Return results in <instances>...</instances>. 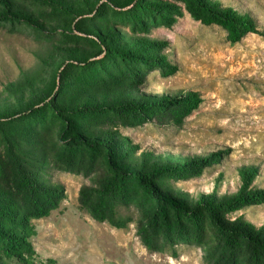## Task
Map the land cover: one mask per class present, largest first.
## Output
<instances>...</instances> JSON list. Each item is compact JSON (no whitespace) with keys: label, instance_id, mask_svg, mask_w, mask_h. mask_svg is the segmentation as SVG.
Instances as JSON below:
<instances>
[{"label":"trees","instance_id":"16d2710c","mask_svg":"<svg viewBox=\"0 0 264 264\" xmlns=\"http://www.w3.org/2000/svg\"><path fill=\"white\" fill-rule=\"evenodd\" d=\"M20 1L29 2L35 15H11L1 0L0 31L42 43L56 40L73 48L89 47L97 50L95 57L103 56L63 65L57 94L47 95L42 105L0 115V264H56L54 259L36 263L30 241L32 222L49 217L65 199L64 187L51 181L52 173L88 179L89 185L79 189V207L96 223L116 230L133 224L149 253L176 256L179 245L196 246L203 264H264V236L227 219L242 208L264 204V190H251L257 168L239 171L240 187L231 199L205 197L187 204L168 197L158 181L199 177L219 162L222 153L175 170L122 166L138 148L127 138L116 140L111 131L152 120L181 127L202 103L197 93L158 101H104L117 91L140 90L149 72L157 71L162 78L175 74L176 67L163 54L167 44H145L143 39L125 43L98 32L95 40L87 30L88 25L104 23L145 38L153 29L172 28L183 10L202 26L219 28L235 45L248 34L264 38L255 21L206 0H126L120 4L128 7L123 11L109 0L88 3L76 14L51 0ZM41 22L60 24L62 29L44 31ZM89 130H106L107 135L94 138Z\"/></svg>","mask_w":264,"mask_h":264},{"label":"rangeland","instance_id":"374dc122","mask_svg":"<svg viewBox=\"0 0 264 264\" xmlns=\"http://www.w3.org/2000/svg\"><path fill=\"white\" fill-rule=\"evenodd\" d=\"M2 1L11 15H35L29 2ZM107 1L51 0L75 14L88 3L99 5ZM206 1L250 17L264 31V0ZM112 2L120 5L126 0ZM118 7L120 11L128 8ZM2 11L4 7L0 4ZM182 14L172 28L153 29L145 38L104 23L87 27L89 36L94 38L98 32L125 43L134 39H143L145 44L165 43L163 54L177 69L167 78L157 71L149 72L140 90L117 91L106 96L105 102L158 101L188 93H197L202 100L181 127L152 120L140 127L111 131L116 140L127 138L138 148L130 159L122 161V166L127 170H175L222 153L219 162L199 177L190 180L164 177L157 183L159 189L171 199L187 204L198 203L205 197L227 200L238 192L239 171L254 167L258 174L251 190H264V38L248 34L239 43L230 45L219 28L204 27L183 10ZM39 24L44 31L62 29L60 24ZM96 51L89 47L73 48L56 40L37 42L31 37L0 31V115L42 105L47 95L50 98L57 94L63 65L77 60H98L103 55L95 57ZM88 135L104 138L107 134L106 130H89ZM51 181L64 187L65 199L49 217L32 222L34 235L30 241L36 263L54 259L56 264H203L201 250L196 246L179 245L176 256L152 254L140 245L133 224L116 230L106 223H96L78 204L79 189L89 185L88 179L52 173ZM227 219L239 221L241 227L264 236V204L242 208Z\"/></svg>","mask_w":264,"mask_h":264}]
</instances>
